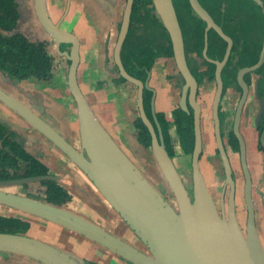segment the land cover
I'll list each match as a JSON object with an SVG mask.
<instances>
[{"label": "flooded vegetation", "instance_id": "flooded-vegetation-1", "mask_svg": "<svg viewBox=\"0 0 264 264\" xmlns=\"http://www.w3.org/2000/svg\"><path fill=\"white\" fill-rule=\"evenodd\" d=\"M15 1L24 34L30 39L48 40V51L52 56V77L49 80L12 79L6 72L0 70V89L58 130L61 93L60 82L56 81V78L59 69L64 66L66 72L64 85L74 101L67 82L70 60L57 51L55 42L47 33L46 36L32 38L23 29L27 8H30L34 17L38 19L34 0ZM52 1L51 8L48 6V0H45L46 10L51 19L59 22L62 29L76 35L71 25L65 24L70 4L75 0ZM126 1L123 0L124 7ZM137 1L139 0L132 1L128 28L119 53L121 63L128 74L142 82L143 110L151 122L158 142L166 150L191 198L196 126L199 129L200 143L197 156L199 171L219 211L222 197L225 212L228 210L231 191V184L226 182L224 159H227L233 181L235 212L245 233L248 208L245 199L244 166L250 177V194L256 226L257 208L264 210V0H197L208 14L210 21L194 9L190 0H172L181 29L183 56L190 80L177 66L171 37L165 26L149 29L144 27L148 20L152 25L163 24L155 8L156 18L146 19L144 16L141 19L134 11ZM54 4L57 9L63 4L62 10L56 17L52 14ZM122 17L123 11L114 42L108 45L106 41L102 63L103 74L99 76L98 84L113 83L118 85L119 92L120 90L125 92L119 99L124 100L123 111L130 130L126 144L130 143L134 149L124 147L119 141L118 145L129 153L134 164L139 166L137 169L173 210L178 212L173 191L154 154L152 134L141 116L139 85L121 73L114 58V45ZM78 40L79 59L76 76L78 85L86 97L80 80L84 59L80 52L82 43L79 38ZM71 46L70 42H60L59 49L69 52ZM63 62L65 65H62ZM18 85L24 89L19 95L20 98L15 92V86ZM44 86H52L55 91L44 90ZM36 94L40 97L37 98ZM91 108L94 111L92 106ZM36 110L43 112L45 116L38 114ZM64 111L66 113V108ZM145 128L148 136L145 134ZM35 132H39V135L36 136ZM145 148H148V153L140 155L139 152ZM60 155L63 156V160H60ZM184 160L186 163L183 162ZM146 166L148 169L144 170ZM209 173L213 177L222 179L221 186L215 187L209 183ZM43 174L53 177L18 181ZM75 174L82 177L84 181L82 184L76 181ZM84 176L89 179L53 141L0 99V190L52 203L47 200L49 187L60 185L68 194L66 201L61 205L83 215L77 211V208L89 211L91 201L94 200L90 185L92 181L89 179L88 182ZM80 185L86 188L81 190ZM257 195H259L258 199ZM100 196L103 197L102 194ZM240 196L245 209L243 220L238 214ZM104 200L106 201L105 198ZM30 215L36 216L37 220L30 219ZM87 218L92 220L90 217ZM39 221L51 222L42 216L0 202V232L16 233L46 241L42 237L30 234L31 228ZM106 228L127 238L137 247L145 249L141 239L129 227L133 234L131 239L122 233L120 227ZM39 232L43 233L42 230ZM258 232L260 235L259 229ZM261 240L263 242L262 238ZM0 255L5 258L26 257L38 264H44L34 257L8 250H0ZM82 259L85 264H89L88 259Z\"/></svg>", "mask_w": 264, "mask_h": 264}, {"label": "water", "instance_id": "water-1", "mask_svg": "<svg viewBox=\"0 0 264 264\" xmlns=\"http://www.w3.org/2000/svg\"><path fill=\"white\" fill-rule=\"evenodd\" d=\"M133 0H127L114 45V58L121 73L139 85L141 116L152 134L156 159L173 191L178 212L164 200L142 172L104 127L78 85L76 70L79 59V40L62 29L47 13L45 0H34L35 12L43 29L53 39L57 51L70 64L67 82L74 97L79 131V146L48 124L31 109L0 89V99L22 115L33 127L53 141L62 152L84 171L106 201L137 235L143 248L84 215L32 197L0 190V202L42 216L63 227L83 234L133 264H264V246L255 224L250 194V177L246 171L245 199L248 215L246 231L242 230L234 207L233 181L230 166L224 159L226 182L231 184L228 210L221 197L219 211L198 168L200 149L199 129L196 126V145L193 157V197L191 198L164 147L158 142L151 122L142 107V82L124 69L120 48L125 38ZM194 9L210 21L197 0H190ZM153 6L168 30L174 57L180 71L190 80L183 56L181 29L172 0H152ZM60 42H70V51H61ZM221 151L224 156L223 149ZM243 151V146H242ZM245 165V164H244ZM53 177L49 174L19 179V182ZM17 182V181H14ZM0 250L26 254L44 264H85L83 259L66 249L30 236L0 232Z\"/></svg>", "mask_w": 264, "mask_h": 264}, {"label": "crops", "instance_id": "crops-1", "mask_svg": "<svg viewBox=\"0 0 264 264\" xmlns=\"http://www.w3.org/2000/svg\"><path fill=\"white\" fill-rule=\"evenodd\" d=\"M52 2V0H48L49 7L52 6ZM60 6L62 8L63 4ZM123 8V0H99V3H93L91 0H75L70 4L67 21L72 25L71 28L82 43L80 52L84 59V63L81 65V69H83V74L82 76L80 75L81 87L82 89L83 87L87 88V99L94 100V105L91 106L103 125L109 130L115 139H117L124 147L131 150V148L134 149V147H132L130 143L126 144L130 130L127 126L126 115L123 111L124 100L120 101L119 99V97H122L120 95H124L125 92L120 90V92L122 91L120 94L118 85L113 83L98 84V78L103 74L102 63L104 47L107 45L106 41H108V45H111L116 38L119 19ZM116 10L117 17H114L112 14H114ZM15 87L16 94L21 95L24 89L19 85ZM62 88L63 91H60L61 102L59 105V125L63 127L65 134H68L69 131L73 129L78 144L76 146H79L80 140L75 104L73 99L68 95L64 83ZM62 108H66V113L68 115L66 121H63L65 118H60V111ZM60 158V160H63L62 155H60ZM75 178L76 181L81 184L84 182L82 177L78 174H75ZM80 186L82 187L81 190L86 188L84 185ZM91 194L94 199L93 202L91 201L92 204H90L91 209L87 212L84 211V209L77 208V211L90 217L93 221L104 225L97 220L96 216H91L92 213L99 214L102 213L101 210H104L107 213V218L113 222L110 227H120L121 230L126 229V227L128 228L124 221L120 222L116 219L114 215L117 214L116 211L104 200L103 197L98 193H95L94 190H91ZM104 226L108 227L106 225ZM31 230L30 234L42 237L44 240L57 245L60 248L66 249L80 258H86L91 264H132L127 263V261L119 257L117 254L66 227L54 225L50 222L43 223V221H39V223L33 226ZM40 230H42L43 233L39 232ZM0 264L38 263L31 261L26 257L11 256L5 258L0 255Z\"/></svg>", "mask_w": 264, "mask_h": 264}, {"label": "trees", "instance_id": "trees-1", "mask_svg": "<svg viewBox=\"0 0 264 264\" xmlns=\"http://www.w3.org/2000/svg\"><path fill=\"white\" fill-rule=\"evenodd\" d=\"M135 6L137 17L156 18L152 0H139ZM18 17L15 0H0V70L12 79L49 80L52 77V56L48 51V40L28 38L21 29ZM148 22L145 29L164 28L163 24L152 25ZM144 131L148 136L146 128ZM67 196L62 186L50 185L47 200L61 205Z\"/></svg>", "mask_w": 264, "mask_h": 264}, {"label": "rangeland", "instance_id": "rangeland-1", "mask_svg": "<svg viewBox=\"0 0 264 264\" xmlns=\"http://www.w3.org/2000/svg\"><path fill=\"white\" fill-rule=\"evenodd\" d=\"M106 1V0H105ZM91 2H98L99 3V0H91ZM52 8V7H51ZM254 8H255V6H254ZM27 11H25L26 13V17L24 18V26H23V29L25 30V32L27 33V35L29 36V37H32V38H36L37 36H46V32H45V30L43 29V27H42V25H41V23L39 22V20L36 18V17H34V14H33V11L30 9V8H27L26 9ZM62 10V8L60 7V9H57V6L54 4L53 5V9H52V14H53V16L54 17H56V16H58V13H60V11ZM118 10V9H117ZM117 10L115 11V13L114 14H112L114 17H117ZM255 10H256V8H255ZM113 11V10H112ZM257 11V10H256ZM66 26H68V25H71L70 23H68V21H66ZM71 27H72V25H71ZM124 58H125V54H124ZM62 65H65V62H63V64ZM65 74H66V72H65V66H64V68H61V69H59V71H58V73H57V78H56V81H59L60 83H59V87H60V91H63V83H64V77H65ZM80 75V74H79ZM83 86V85H82ZM53 87L52 86H44L43 87V89L44 90H47L48 89V91L49 92H51V90H54V89H52ZM61 88H62V90H61ZM55 91V90H54ZM83 91H84V93L86 94V96L88 95V93H87V88H84L83 87ZM111 95H113L112 93H110ZM109 94V95H110ZM19 98H20V96L19 95H17ZM36 96H37V98L38 97H40L39 96V94H36ZM88 101H89V103H90V105H94V100L93 99H89L88 98ZM37 112H38V114H40V115H42V116H45L44 115V113L43 112H41V111H39V110H36ZM61 113H60V118H65V120H63V121H66L67 120V118H68V115H67V113H65V111H64V109L62 108L61 109V111H60ZM64 115V116H63ZM21 121H23V120H21ZM57 126V125H56ZM57 128H58V130H60V132L65 136V137H67L68 138V140L71 142V143H73V144H75V145H78L77 144V142H76V134H74V131H73V129H71L70 131H69V133L68 134H65V132H64V129H63V127H61V125H58L57 126ZM107 129V128H106ZM108 130V129H107ZM108 132H109V130H108ZM110 133V132H109ZM35 135L37 136V135H39V132H35ZM110 135H111V133H110ZM112 137H113V139L116 141V143L117 144H119L118 143V140L117 139H115V137L113 136V135H111ZM124 150V152H125V154L128 156V158L129 159H131V161H132V163L134 164V161L132 160L133 158L129 155V153L125 150V149H123ZM148 153V148H145V149H143L141 152H139V154L141 155V154H143V155H146ZM179 160V159H178ZM184 163H186V161L184 160L183 161ZM182 162V163H183ZM135 165V164H134ZM148 166H149V164H147ZM136 167H138L139 168V166L138 165H135ZM145 169H148V167L146 166L145 168H144V170ZM209 170V169H208ZM79 172H80V174H83V172L81 171V170H78ZM146 171H148V170H146ZM210 172V171H209ZM147 173V172H146ZM208 181H209V183L211 184V185H214L215 187H219V186H221V184H222V179L221 178H217V177H213L212 176V174H208ZM84 178L89 182L90 180L86 177V176H84ZM90 185H91V188H92V190H94L95 191V193H98L99 195H101V193L99 192V190L97 189V187L91 182L90 183ZM161 185V184H160ZM213 192H214V196L216 197V193H215V191H214V189L212 190ZM259 198V195H257V199ZM93 202V201H92ZM108 203V202H107ZM238 205H239V210H238V214H239V217H240V219L241 220H243L244 219V217H245V209H244V207H243V201H242V197L240 196L239 197V199H238ZM92 204V203H91ZM101 210V209H100ZM87 212H88V210H87ZM101 212L102 213H99V214H95V213H92L91 214V216H93V217H95L96 216V218H97V220L99 221V222H102L104 225H106V226H108V227H110L112 224H113V222L109 219V218H107V213H106V211H104V210H101ZM115 213V212H114ZM115 215V217H116V219L118 220V221H122L120 218H119V216L117 215V214H114ZM30 219H35V220H37V218H36V216H32V215H30V217H29ZM256 220H257V226H258V229H259V231H260V236H261V238L263 239V242H264V210L263 209H261V208H257V211H256ZM39 219V218H38ZM41 222V221H40ZM43 223H46V222H44L43 221ZM51 224H54V225H58L56 222H50ZM58 226H61V225H58ZM2 229V228H1ZM122 233L125 235V236H127L128 238H133V234H132V232L126 227V229H124V230H122ZM89 262V264H91V262L90 261H88Z\"/></svg>", "mask_w": 264, "mask_h": 264}]
</instances>
